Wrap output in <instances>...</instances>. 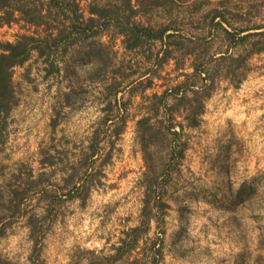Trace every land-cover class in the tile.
Returning <instances> with one entry per match:
<instances>
[{
  "label": "rangeland",
  "instance_id": "374dc122",
  "mask_svg": "<svg viewBox=\"0 0 264 264\" xmlns=\"http://www.w3.org/2000/svg\"><path fill=\"white\" fill-rule=\"evenodd\" d=\"M76 1L84 20L91 6L123 4ZM211 3L210 9L244 20L236 25H264V0ZM42 12L45 16V7ZM192 16L191 26L197 27L198 16ZM161 17L165 15L155 9L132 20L157 26ZM53 19L63 22L54 13L49 24L41 20L38 28L21 19L10 24L0 20V53L2 45L23 34L58 35L61 22ZM52 24L58 29L48 30ZM125 41L110 26L95 36L60 41L52 53L33 51L12 68L15 104L5 120L0 118V264H69L89 257L86 251L113 253L112 247L143 220L154 177L168 207L161 213L153 210L131 254L137 264H148L149 247L159 237V264H264V51L248 59L237 86L216 76L198 126L187 127L177 116L185 126L183 158L166 169L170 145L161 136L166 122L151 119L149 134L140 120L151 117L155 95L184 80L191 57L178 66V54L172 53L161 65H152L158 43L129 50ZM211 47L219 56V39ZM94 137L100 154L88 170L87 188L75 194L66 180L89 153ZM245 192L250 199L242 202ZM159 216L163 222H157ZM30 223L40 227L34 238Z\"/></svg>",
  "mask_w": 264,
  "mask_h": 264
},
{
  "label": "trees",
  "instance_id": "16d2710c",
  "mask_svg": "<svg viewBox=\"0 0 264 264\" xmlns=\"http://www.w3.org/2000/svg\"><path fill=\"white\" fill-rule=\"evenodd\" d=\"M131 2L132 0H123L121 7L113 9L91 6L88 8L89 17L84 20L76 0H0V11L3 13L0 20L6 24L21 19L26 24L38 28L44 22L49 24L46 20L52 18L53 13L55 18L63 17V22L53 19L57 20V24L61 22L62 29H58L57 25H48V30L58 29V35L50 33L46 37H36L23 34L15 43H6L1 46L3 52L0 53V118L5 120L15 104L11 80L12 68L27 61L31 52L37 51L43 55L44 50L47 49L52 53L57 50L60 41L65 39L70 41L71 37L77 35L95 36L110 26L117 27V30L126 38V48L129 50L151 41L158 43V52L162 51L160 52L162 57L159 58L157 52L153 60L155 63H151L152 65H161L162 61L167 60L172 53L178 54L174 58L178 66H181V62H185L188 56L191 57V71L183 74L184 80L167 88L161 95H155L151 117L140 120V125H145V129H148L150 134L151 130H154L151 119L163 118L166 125L161 136L168 140L170 145L167 153L168 161L164 162L163 167L167 169L176 165L183 158L185 148V142L181 141L185 126L183 122L176 121L177 116L182 115L187 127L198 126L205 99L211 94L216 76L222 74L228 80L236 82L235 86L244 79L248 59L264 51V25L257 24L252 27H244L242 23L236 25L237 22L244 20L230 12L224 15L218 12L217 7L210 9L211 0H136L135 5ZM44 7L45 16L42 15ZM155 9L165 15L161 17L163 19L157 26L150 22L140 24L132 20L140 12L146 14ZM125 11L129 14L125 15ZM16 12L19 13V18L15 17ZM122 12L124 14L119 15ZM192 15L198 16L197 27L191 26ZM217 39L220 44L217 53L220 55L215 57L216 52L210 50ZM190 45H200L206 49L199 52L195 47L190 48ZM180 49H185V52H180ZM142 74L140 78L147 74V70ZM105 123L106 121L103 122L104 126ZM99 154L98 140H94L90 144L89 153L79 159L78 168L68 176L66 181L72 184L74 191L77 192L75 194L87 188L86 183L91 177L89 171L93 168ZM157 182V177H154L147 187L143 220L140 225L130 228L125 233V237L119 242L120 245L112 247L113 253L96 254L95 251L90 250L85 252L89 257L80 258L75 263L69 264H137L138 259L131 257V254L136 249L140 238L146 233L153 210L161 213L168 207L159 195L162 186H157ZM155 194L157 198H154ZM242 196L243 202L249 198L250 194L245 192ZM19 206L20 202L17 207ZM231 212L235 213L233 209ZM156 219L157 222L164 220L163 216ZM37 224L30 223L32 237L40 229ZM2 231L3 228H0V233ZM34 249H36V240ZM149 255L148 264L160 263L163 256L161 237L151 243Z\"/></svg>",
  "mask_w": 264,
  "mask_h": 264
}]
</instances>
